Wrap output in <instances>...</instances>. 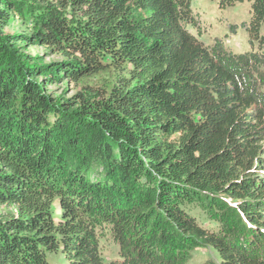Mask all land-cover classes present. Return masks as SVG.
Segmentation results:
<instances>
[{"label": "trees", "instance_id": "16d2710c", "mask_svg": "<svg viewBox=\"0 0 264 264\" xmlns=\"http://www.w3.org/2000/svg\"><path fill=\"white\" fill-rule=\"evenodd\" d=\"M194 1L0 0V264H264V0Z\"/></svg>", "mask_w": 264, "mask_h": 264}, {"label": "rangeland", "instance_id": "374dc122", "mask_svg": "<svg viewBox=\"0 0 264 264\" xmlns=\"http://www.w3.org/2000/svg\"><path fill=\"white\" fill-rule=\"evenodd\" d=\"M196 6L193 10V16L195 18V29H192V31L195 33V35L202 40H204L207 43L214 42L215 39L224 38L225 40V32L227 31V27L232 22H238L241 19H247V8L245 5L242 6H236L235 8L230 7L228 9H221L218 7L217 2H210V1H203V0H197L196 2H193ZM12 29H21L22 27H19L17 25V22H14V24L11 26ZM224 34H221L223 33ZM245 32L240 31L238 37L232 38L231 40H226V45H231L234 48H237L238 50L246 49L245 44ZM24 53L31 55L33 57L37 55H42L44 57V60L49 63L51 61L59 60L60 55L58 54H46L44 55V49L40 46H32L24 48ZM47 88L49 91L53 92L55 95H61L62 93L68 94L70 96L73 94L77 87L73 86V84L70 86L67 82L62 83H55L52 85H47ZM256 177V176H255ZM226 202L230 204V206H233L232 199L230 197H227ZM229 210V209H228ZM194 210L190 211V213L193 216H197L198 220L201 222L199 223L202 227L206 228L209 231H215L217 229V226L219 225L218 221H212L208 220L205 216V213L199 212L198 215L193 213ZM197 212L199 209L197 208ZM234 210L232 209V212ZM232 215V214H231ZM232 221V218L229 216L227 218V224ZM226 226L225 220L222 222ZM264 233V227L260 229ZM242 234L241 232H237V236H240ZM236 236V237H237ZM238 239V238H237ZM104 251H102L104 254L110 255L114 252L115 247L112 246V242L108 237H106V240L104 242ZM261 252V250H260ZM258 251L257 254H260ZM192 255L189 259L185 261L183 264H206L207 261L211 258H215L214 256L217 254L216 251H214L211 247H199L195 251L191 252ZM264 258V253H263Z\"/></svg>", "mask_w": 264, "mask_h": 264}]
</instances>
